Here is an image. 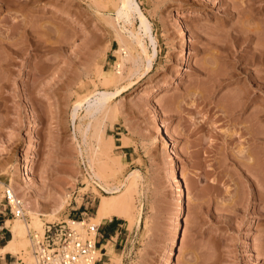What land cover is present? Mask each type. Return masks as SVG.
I'll use <instances>...</instances> for the list:
<instances>
[{"label": "rangeland", "instance_id": "rangeland-1", "mask_svg": "<svg viewBox=\"0 0 264 264\" xmlns=\"http://www.w3.org/2000/svg\"><path fill=\"white\" fill-rule=\"evenodd\" d=\"M133 1L127 20L121 0H0V228L16 218L1 200L15 178L42 219L64 202L53 221L93 224L98 195L122 194L125 234L99 264H264V140L239 135L264 112V87L247 91L248 75L264 81V0ZM140 18L150 70L136 48L140 69L107 86L101 70L125 57L116 36L133 41ZM230 59L239 80L214 86ZM242 90L237 115L225 102ZM96 91L113 94L109 113L84 118Z\"/></svg>", "mask_w": 264, "mask_h": 264}, {"label": "bare ground", "instance_id": "bare-ground-1", "mask_svg": "<svg viewBox=\"0 0 264 264\" xmlns=\"http://www.w3.org/2000/svg\"><path fill=\"white\" fill-rule=\"evenodd\" d=\"M248 3V2H247ZM121 9L122 11L124 10L125 11V16L128 20V18L130 17L129 16V13L130 11L132 10H135L138 14H139V7L137 5L136 2H134L133 0H121ZM249 4L252 6L253 5V1L250 0L249 1ZM119 6V7H120ZM121 10H119L120 12ZM128 14V15H127ZM127 15V16H126ZM140 15V14H139ZM129 16V17H128ZM140 26L138 28V30L136 29L135 31H133V38L134 40L133 41H127L125 40L124 38H122L120 35L119 36H116L117 37V44L120 45L119 46V50L122 51L120 53H125V57L122 58V63H120V60L118 59L117 60V64H115V71H116V74H113L112 71H104L103 69L101 70V75L103 76L104 78V82L107 86H118L120 85L123 81H127L129 80V78L131 77L132 73L137 71L138 69H140L138 67V65H141V60L139 57H135L134 55H138V54H134L132 55V50L136 49V48H139L146 56V71H149L150 70V67H151V63H150V60H149V56L146 55V46L144 45V41H143V38L144 36L142 35V33L144 34V32H147L144 28V22L143 20L140 18ZM189 32V31H188ZM116 33V32H115ZM117 34V33H116ZM119 34V33H118ZM117 34V35H118ZM123 47V48H122ZM128 49V51L130 53H127L125 52V50ZM181 51H184L183 49V45H182V48H180ZM17 51V50H16ZM127 51V50H126ZM14 52V51H13ZM136 52V51H134ZM123 53V54H124ZM256 53V52H255ZM260 54H258V56L260 57L259 59H261V54L260 52H258ZM123 54H119L120 57H122ZM263 55V54H262ZM144 56V55H143ZM257 56V57H258ZM254 58V57H253ZM252 58V59H253ZM263 59V58H262ZM258 60V58L256 59ZM185 61V60H184ZM253 61V60H251ZM187 62V61H186ZM263 62V61H262ZM130 66H128L129 68V75L127 73L126 76L122 75L120 70L122 69V66L127 64ZM123 64V65H122ZM227 65H232V68H231V71H228V73L222 75L223 77L221 78H217L218 81H213L214 83V86H218V85H221L223 83L225 84H228L229 82H234V81H237L239 80L240 78V62L239 61H231L230 60H227ZM242 71V70H241ZM98 74V73H97ZM243 74V73H242ZM250 74V73H249ZM250 80H249V87L248 88V92H251L252 91V86L253 85H256L259 87V85H262L260 87H264V81L262 83H258L259 80H257V76L256 78L255 77H252V75H248ZM254 76V75H253ZM247 78V77H246ZM264 78V77H262ZM248 79V78H247ZM259 79V78H258ZM263 80V79H262ZM248 81V80H247ZM261 82V81H260ZM246 83V82H245ZM230 84V83H229ZM245 85V84H244ZM247 85V84H246ZM105 86V85H104ZM174 86V84H173ZM245 88V89H247ZM239 90V89H238ZM241 91V90H240ZM244 91L242 90V93L241 92H235L233 93L230 97H228L227 99V102L226 105L228 106V108L230 107L232 109V112H237V115L242 113L246 107H248L249 105V102L251 101L249 98V94L247 92V95L245 93H243ZM163 93V92H162ZM195 93V92H194ZM167 93H163V95H166ZM112 93H110L109 91H103V92H97L96 91V94H95V99L92 101L91 105H89L87 108H86V112H85V115L82 116L84 118H87V117H93L95 115H101L103 116V119H104V115L106 114L105 112H108L107 111L109 108L107 106L108 104V101L110 100V98L112 97ZM82 103V102H81ZM169 104V103H168ZM78 105V104H77ZM81 104H79L77 107H79ZM171 106V103L169 106H166V109L167 107L170 108ZM224 107L222 108V112L223 111ZM230 109V110H231ZM110 110V109H109ZM231 112V111H230ZM231 112V113H232ZM105 113V114H104ZM261 113V112H260ZM258 114V113H257ZM77 112H74V116L73 118H77ZM260 118L259 119H263L264 120V112L261 113V115L259 116ZM83 118V120H84ZM258 119V120H259ZM79 120H80V117H79ZM86 120V119H85ZM258 120L256 121V119H251L250 121H248V126L247 127H244V128H241V130H239V135H242V137L244 138V140H247L249 144H253L254 146V142L257 141V139H261V140H264V128H258V125H257V122ZM82 121V119H81ZM88 121V120H87ZM90 122L86 123L85 125H88L89 126ZM90 126H92L90 124ZM87 127V126H86ZM94 127V126H93ZM96 127V126H95ZM259 129V132H256V130L258 131ZM79 130V129H78ZM237 135V134H236ZM259 135V136H258ZM95 136H97L95 134ZM99 136V134H98ZM96 138V137H95ZM98 138V137H97ZM97 138H96V141H97ZM100 138V137H99ZM258 139V141H259ZM83 140V139H82ZM99 143V142H98ZM84 144V143H83ZM82 145V143H81ZM80 146V145H79ZM84 147V146H83ZM241 150V149H240ZM84 151V150H83ZM79 152L81 153V148L79 147ZM242 152V151H241ZM82 154V153H81ZM249 154V153H247ZM245 154V157L247 160L250 159V156ZM87 156V155H86ZM95 153L93 152V155H89V168H90V171L92 173V176L96 177L98 180H100L102 178V180H104L103 178H105L106 174H104V177H103V170L98 169L97 166H96V161H95ZM244 156V155H243ZM88 158V157H87ZM24 174V173H23ZM25 175V174H24ZM131 177H132V174H130ZM17 177V176H16ZM23 178V177H22ZM26 178V177H25ZM107 178V177H106ZM105 178V179H106ZM20 180V179H19ZM18 179H15L13 178L11 180V184H10V188L14 193H15V190H20L22 189V184H21V180L19 181ZM23 180V179H22ZM107 180V179H106ZM25 183L27 182V179H24ZM24 183V182H23ZM130 183V182H129ZM178 184V182H177ZM132 185V184H131ZM179 185V184H178ZM12 187V188H11ZM92 192H95V188L92 186ZM23 190V189H22ZM126 190V189H125ZM130 190V189H129ZM127 190V191H129ZM121 193V192H120ZM124 193V192H122ZM124 195V194H123ZM126 195V194H125ZM180 195V194H179ZM261 195H259L260 197ZM121 195H117V196H100L98 195V208L96 210V214H95V217L91 218V217H88L86 220H88L89 222L93 223V224H99V222L103 219H110L112 217H123V213H121V210H122V202H121ZM260 199V198H259ZM23 200V199H21ZM64 201V200H63ZM64 203V202H62ZM62 203H59L52 211L51 213H49L48 215L44 214V219L41 218L42 215L39 214V212H37L36 210H33V209H30L29 208V204L28 203H24L22 201V211H23V215H24V218H22L23 222H25L23 225L21 223V218L20 217H16V218H12V219H8L4 222L3 224V229L7 230L10 234H11V237L10 239L6 242V244L0 248V260H2L3 256L7 253V254H10L12 256H16V257H19V256H22L20 255V253H23V254H28L29 252V243H28V240H27V233H28V229L29 227H32L33 229H37V230H40L42 228V225L44 222H49V221H53L56 219L57 217V214L58 212L60 211V209H62L63 207V204ZM179 207V206H178ZM180 209V208H179ZM24 210L25 212L28 214V216L30 217L31 219V226L28 227L27 222H28V219H27V216L25 215L24 213ZM179 211V210H178ZM176 212V211H175ZM175 216V215H174ZM20 218V219H19ZM176 219V218H175ZM68 224H72L73 226H76V227H81L83 224H85L86 222H84V220L82 221H75V220H68L66 221ZM173 223V222H172ZM183 232V231H182ZM181 232V233H182ZM37 233H41L40 232H37ZM180 235V234H179ZM183 236V235H182ZM181 238V237H180ZM114 239V238H113ZM108 240V242H106L105 244L102 245V249H104V255H107V257L109 256H112L114 255L113 253V250H112V240ZM179 243V242H178ZM98 252L99 251H96V257H98ZM27 256L25 257H21V258H27ZM119 261V260H118ZM2 262V261H1Z\"/></svg>", "mask_w": 264, "mask_h": 264}, {"label": "built area", "instance_id": "built-area-1", "mask_svg": "<svg viewBox=\"0 0 264 264\" xmlns=\"http://www.w3.org/2000/svg\"><path fill=\"white\" fill-rule=\"evenodd\" d=\"M1 200L11 217L24 218L21 199L7 186L2 189ZM27 238L28 257L10 255L9 264H99L102 258L98 224L87 222L76 227L64 220L49 221L43 223L41 233L29 231Z\"/></svg>", "mask_w": 264, "mask_h": 264}, {"label": "crops", "instance_id": "crops-1", "mask_svg": "<svg viewBox=\"0 0 264 264\" xmlns=\"http://www.w3.org/2000/svg\"><path fill=\"white\" fill-rule=\"evenodd\" d=\"M118 139V138H115ZM122 150H127L131 148L128 146L120 147ZM80 214H85L84 211H80ZM121 218L118 217H112L110 219H103L98 224V233L101 235V238L98 239V245L99 249L102 250V245L108 242L112 237L114 239L112 240V250L115 251V247L120 244V236L125 234V229L123 227L124 223L120 222ZM0 229H3L2 227ZM2 239V236L0 235V240ZM6 244V243H5ZM0 244V248L5 245ZM101 252V251H100ZM102 256H104V252H101ZM2 261V262H1ZM0 264H9V261L6 262L5 255L3 256L2 260H0Z\"/></svg>", "mask_w": 264, "mask_h": 264}]
</instances>
